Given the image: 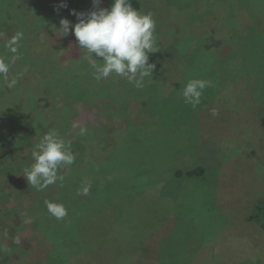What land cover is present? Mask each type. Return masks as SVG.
I'll return each instance as SVG.
<instances>
[{"label": "rangeland", "instance_id": "rangeland-1", "mask_svg": "<svg viewBox=\"0 0 264 264\" xmlns=\"http://www.w3.org/2000/svg\"><path fill=\"white\" fill-rule=\"evenodd\" d=\"M212 1L209 34L190 18V9L207 14L205 0H138L155 21L156 52L152 76L136 88L115 74L96 81L74 35L61 37L60 19L76 23L70 10H95L92 0H0V59L17 79L9 88L0 78V264H38L49 245L44 259L53 264H264L256 209L264 203V0H240L234 12L220 0L231 25L220 24ZM182 28L207 31L206 47L219 52L198 47L193 59L177 58V42L189 47L175 34ZM17 33L13 62L7 45ZM193 79L211 82L195 108L182 95ZM51 129L98 148L86 143L80 175L74 162L58 170L63 181L29 189L23 171ZM198 166L202 176L184 174ZM46 201L67 215L56 219Z\"/></svg>", "mask_w": 264, "mask_h": 264}, {"label": "clouds", "instance_id": "clouds-1", "mask_svg": "<svg viewBox=\"0 0 264 264\" xmlns=\"http://www.w3.org/2000/svg\"><path fill=\"white\" fill-rule=\"evenodd\" d=\"M101 0H92L95 10L87 13L70 10L76 16L77 22L71 23L66 18L59 22L61 37L74 35L79 50L86 53V58L94 69L93 77L96 81L106 79L110 75L125 77L136 88L144 87L146 77H151L155 69L154 63H149V53L155 50V21L151 13H141L135 9L130 0H113L110 8L100 7ZM60 7H67L61 4ZM58 11L59 9H54ZM57 29V28H56ZM22 34L17 33L7 47L14 54L13 62L18 59V44ZM100 58V59H97ZM99 61V63H98ZM10 64L0 59V78L7 81L9 88L17 84V79L9 80ZM211 82L203 79L190 80L183 88L185 103L195 108L201 102L205 88ZM212 109V115H217ZM83 133V129H81ZM33 163L24 169L29 185L40 191L64 177L58 175V170L70 166L75 161L71 146L61 138L55 129L45 133L39 143L32 150ZM90 184L83 188L87 195ZM48 212L56 219L67 215V209L54 202H47ZM15 243L19 244L17 238Z\"/></svg>", "mask_w": 264, "mask_h": 264}, {"label": "trees", "instance_id": "trees-1", "mask_svg": "<svg viewBox=\"0 0 264 264\" xmlns=\"http://www.w3.org/2000/svg\"><path fill=\"white\" fill-rule=\"evenodd\" d=\"M209 1H211V0H209ZM205 2H206V5H205V8L207 9V10H205V12L207 13V14H205L204 16H200L199 14L197 15V13H196V11H195V13H194V11L192 10V9H190V18H192V19H196V18H199V19H203V21L202 22H200V23H203V25L201 26V28H208V30H209V34L211 33V28H213V25H215V27H216V25H217V23H215V24H208L207 23V19L208 18H210L211 17V20H214V15L213 14H211V10H210V3L208 4V0H205ZM213 2V5H215V6H217V8H216V11H217V19H219V22H220V24H221V22L222 23H225V25H231V24H233L232 22H234L233 21V18H234V15L232 16L231 14V17H228V21L227 20H225L224 19V14H227V16H228V12H227V9H225V11L224 12H222L221 10H219V4H221V2L223 3V1H220V0H213L212 1ZM240 0H227V1H225V3L224 4H226V6H228V7H232V11L234 12V11H236L237 10V8H238V6L240 7ZM130 3L132 4V6L135 8V9H137V10H139L140 9V4H139V2H138V0H130ZM193 5V8H194V6H196V3H194V4H191L190 6H192ZM198 6V5H197ZM201 6V5H200ZM200 6H198V7H200ZM224 9V8H223ZM197 11H198V9H196ZM79 12H83V13H87V12H89V10H84V11H79ZM219 13H220V16H219ZM213 16V17H212ZM233 17V18H232ZM229 18H231V22H230V20H229ZM224 21V22H223ZM190 22H192V21H190ZM205 24H208L207 26L205 25ZM223 26V25H222ZM228 30H231V28L229 27V29ZM176 31H178L177 33H176ZM175 31V34L176 35H178V36H181V38H184L185 36H188V40H187V42H188V44H189V47L188 46H186V44H183L182 43V45H180L178 42H177V47H178V52H179V55H177V58H179V59H182V60H184V59H186V60H191V59H193L194 58V55H195V52H196V48H198V47H202L203 48V50L205 51L204 52V54H209V55H211V53L212 54H217L218 52H219V50H218V48H215V47H213V46H208V47H206V43H208V42H212L213 40L210 38V36L211 35H209L208 34V32L207 31H205V30H199L198 28H196V29H193V30H186L185 28H182V29H180V30H176ZM213 33V32H212ZM228 34V33H227ZM206 35H209V37H206ZM227 36V35H226ZM226 36H224V37H226ZM230 36V35H229ZM206 37V38H205ZM205 38V39H204ZM214 38V37H213ZM215 39V38H214ZM216 40V39H215ZM218 40H220V41H222V39H218ZM198 41H200L199 42V44L194 48V46H195V44H196V42H198ZM181 42H182V39H181ZM222 43H224V42H222ZM227 46H230V45H228V44H226ZM214 48V49H213ZM185 61V60H184ZM184 68H187V70H189V69H191V67L186 63V64H183V69ZM75 75L76 76H78L77 74H76V72H75ZM50 82V81H49ZM58 84H60V82H55V85L57 86ZM131 84L132 83H128V84H126V85H129V86H131ZM114 85V84H113ZM114 86H116V85H114ZM54 87V86H53ZM124 87H120L119 89H117V90H115L114 92H116V91H118V90H121V89H123ZM49 89H50V86H49ZM58 89H61V87L59 86L58 87ZM51 90H52V88H51ZM110 94H112V93H110ZM132 95V94H131ZM122 100H125V97H123L122 95H120V94H118V93H114V98L111 100V101H115V104L117 105L119 102H122ZM29 101H34V100H30L29 99ZM110 101V102H111ZM123 103V102H122ZM62 123H63V121H62ZM55 124H56V127H58L59 125H58V123L57 122H55ZM260 125L264 128V115L260 118ZM52 128H54V125L52 126ZM52 130V129H51ZM59 134V136L61 137V136H63V138H66V139H70V141H71V145H72V153L75 155V153H76V155H77V159L74 161L76 164H74V165H72L71 167H70V169L71 168H73V171L74 172H78L79 173V175H80V173H82V169H83V163H84V160H85V151H86V143H89V145H90V147L89 148H91L92 146H94V148L95 149H97L98 147V144H97V142H95V141H93L92 139H89V137H85L84 135L83 136H81L80 134H78L76 137H65L63 134H60V133H58ZM77 134V133H76ZM62 138V137H61ZM99 145H104L103 143H101V144H99ZM107 148H109V145H108V147ZM107 148H104V150H103V153L104 154H106L107 153ZM106 150V151H105ZM81 164V165H80ZM177 174H179V175H182L183 173L181 172V171H178V173ZM186 176H188V177H197V176H202L203 174H204V168L203 167H201V166H198V167H195V168H192V169H190V170H187V171H185V173H184ZM31 188H33V187H30L29 189H31ZM256 209H258V210H263V213H264V203H262V204H260V205H258V206H256ZM30 219H32V218H30ZM249 219H251V217H249ZM33 222H34V226L35 227H37L38 228V223H36L35 221H34V219H33ZM258 224L260 225V226H262V227H264V214H263V216H258ZM42 243V242H41ZM40 243V244H41ZM49 248H50V245H49ZM48 246H47V248H46V250H43V254H42V256H43V259H40V258H37V260H38V264H53V262L52 261H50V262H48V260H47V263H46V258L44 259V256L47 254V251H48ZM29 256H27V258L26 259H29V257L31 256L30 254H28ZM34 263H36V262H32V263H30V264H34Z\"/></svg>", "mask_w": 264, "mask_h": 264}]
</instances>
